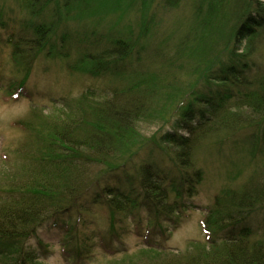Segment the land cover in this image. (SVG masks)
Here are the masks:
<instances>
[{
  "label": "trees",
  "instance_id": "16d2710c",
  "mask_svg": "<svg viewBox=\"0 0 264 264\" xmlns=\"http://www.w3.org/2000/svg\"><path fill=\"white\" fill-rule=\"evenodd\" d=\"M38 1L21 0L20 6L42 20L43 12L56 0ZM165 1V6L180 4ZM72 3L68 0L66 5ZM192 7L193 24L186 35L179 28V35L173 31V41L162 37L146 48L141 38L110 37L104 50L81 54L74 63L70 60L73 45L62 36V46L54 43L60 29L54 18L35 22L27 38L6 42L12 62L23 72L11 87L17 90L15 95L27 93L30 65L45 52L49 59L63 60L70 73H87L90 79L108 75L113 84L105 91L88 88L80 99L57 102L69 115L53 127L52 135L43 134L35 143V164L25 170L19 190L0 195V264H40L44 244L38 234L50 223L65 229L69 240L64 249L72 247L80 260L79 232L86 223L84 217L95 208L109 214L113 230L122 223L118 217H135L146 209L153 222L145 239L152 243L153 231L166 234L164 223L181 218L184 202L198 195L204 179L195 155L210 138L244 142L250 150L248 170L257 169L254 161L264 153V0H193ZM141 30L143 39L149 36L147 25ZM199 31H206L211 48L189 68L181 61L188 52L197 55L194 36ZM150 61L158 68L149 70ZM183 65L186 71H196L193 78H199L202 90L188 85L190 92L180 105L182 99L177 103L169 99L176 93ZM39 111L33 109L27 120H18L13 127L26 135ZM176 115L180 119L175 132H164L153 140L140 138L139 124L169 122ZM245 131L251 134L238 140ZM149 143L173 165L175 177L168 179L148 164H134ZM121 170L128 172L126 178H117V186H105ZM263 175H247L238 187L228 186L215 195L201 222L203 232L211 234L209 250H199L190 261L178 259V264H264V238L255 239L249 226L237 227L264 209ZM226 230L229 234L220 238ZM32 240L41 246L32 248ZM147 249L158 252L164 264L177 263L168 256L171 250Z\"/></svg>",
  "mask_w": 264,
  "mask_h": 264
},
{
  "label": "rangeland",
  "instance_id": "374dc122",
  "mask_svg": "<svg viewBox=\"0 0 264 264\" xmlns=\"http://www.w3.org/2000/svg\"><path fill=\"white\" fill-rule=\"evenodd\" d=\"M48 1L50 0L38 2L45 4ZM71 1L72 4L66 5L68 0H56L43 12L44 19L40 20L23 10L20 6L21 0H0V23L3 24L0 28V195L14 188L19 190L24 181L25 170H30L35 164V143L42 140L40 138L43 134L52 135L53 127L69 115L68 112L62 111L64 107L57 102L61 99H80L88 88L105 91L111 83L113 84L112 77L108 75L90 79L87 73L85 76L70 73L63 60L49 59L45 52L30 65L27 93L15 95L17 90H11V87L22 78L23 72L21 66L11 60V48L6 43L10 38H27L35 22H47L46 19L51 18L50 22L54 18V23L58 22L56 25L60 28L54 43L62 46L64 38L68 44L73 45L70 60L74 63L81 54L104 50L110 37H123L131 41L141 38V46L145 48L154 45L162 37L165 41H173V31L179 35L180 28L181 33L186 35L194 19L193 0H179L177 7L165 6V0ZM143 25L149 28V36L145 39L141 35ZM217 27L223 28L222 25ZM195 37L197 55L188 52L181 61L189 68L195 65L196 58L201 60L211 48L206 31H199V35L196 34L194 39ZM155 61H150L149 70L158 68ZM187 67L180 71V83L176 87V93L169 99L174 103L182 99L180 105L190 92L188 85L192 83L195 90H202L199 78H193L196 71H186ZM37 108L40 109L38 117L29 120L30 128L26 135L13 127L14 122L27 120L31 111ZM179 119L176 115L169 122L141 123L138 126L140 138L145 141L153 140L164 132H175L174 125ZM181 133L184 134V130ZM248 133L251 134L250 131L242 132L238 140H242ZM249 154L250 150L242 141H239L238 145V142L221 141L213 137L201 146L195 155L197 167L204 179L198 187V195L184 202L186 209L181 218L164 223L166 234H160L158 229L153 231L151 242L156 246L146 243V229L151 227L150 223L153 222L146 209H141L135 217H118L122 223L114 225L113 230L109 214L105 216L95 208L91 216L84 217L86 223L79 232V245L83 254L81 259H75L72 247L69 251L64 249L69 240L65 229L50 223L40 229L38 234L44 244L40 253V264H164L160 261L158 252L147 249L149 247L171 250L172 253L168 256L174 258L176 264L178 259L183 262L192 260L199 250L210 248L208 239L211 234L203 232L201 222L207 209L212 206L215 195L228 186L238 187L247 175L256 176L264 172V153L254 161L253 165H258L256 170H248V161L251 160L248 158ZM134 164L154 166L168 179L176 175L173 165L162 151L152 146V143L135 157ZM93 171L97 169L92 168ZM126 173L128 172L125 170L119 171L106 181L105 186H117L118 179L126 178ZM89 198L88 195L84 202ZM175 222H178L176 226ZM245 225L255 233V239L264 238V209L247 217L237 227L242 228ZM114 232L117 236L111 237ZM228 234L229 230H226L220 233L219 237L225 238ZM29 246L36 249L41 245L39 246L38 240H32ZM125 249V254L113 255V252Z\"/></svg>",
  "mask_w": 264,
  "mask_h": 264
}]
</instances>
